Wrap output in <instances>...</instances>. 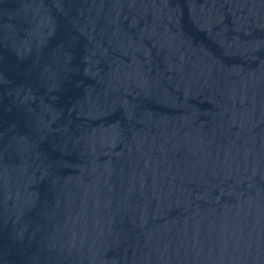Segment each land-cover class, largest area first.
Masks as SVG:
<instances>
[{
    "label": "water",
    "instance_id": "obj_1",
    "mask_svg": "<svg viewBox=\"0 0 264 264\" xmlns=\"http://www.w3.org/2000/svg\"><path fill=\"white\" fill-rule=\"evenodd\" d=\"M0 264H264V0H0Z\"/></svg>",
    "mask_w": 264,
    "mask_h": 264
}]
</instances>
